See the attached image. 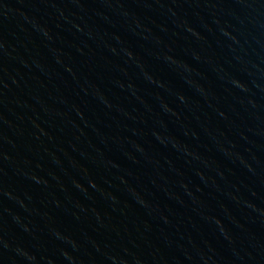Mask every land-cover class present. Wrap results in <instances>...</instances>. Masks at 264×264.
Returning a JSON list of instances; mask_svg holds the SVG:
<instances>
[{
  "label": "water",
  "instance_id": "95a60500",
  "mask_svg": "<svg viewBox=\"0 0 264 264\" xmlns=\"http://www.w3.org/2000/svg\"><path fill=\"white\" fill-rule=\"evenodd\" d=\"M0 264H264V0H0Z\"/></svg>",
  "mask_w": 264,
  "mask_h": 264
}]
</instances>
